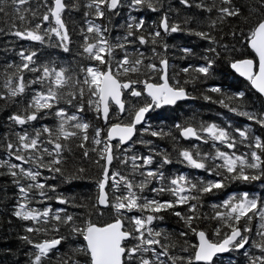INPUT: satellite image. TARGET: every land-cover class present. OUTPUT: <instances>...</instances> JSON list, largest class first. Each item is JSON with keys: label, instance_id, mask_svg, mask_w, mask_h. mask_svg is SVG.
I'll return each mask as SVG.
<instances>
[{"label": "snow or ice", "instance_id": "obj_1", "mask_svg": "<svg viewBox=\"0 0 264 264\" xmlns=\"http://www.w3.org/2000/svg\"><path fill=\"white\" fill-rule=\"evenodd\" d=\"M157 3L87 0L86 28L75 41L74 61L80 60L70 64L38 61L39 49L33 46L72 51L64 0H35V6L33 0H0V22L8 25V34L32 42L28 48L10 49L19 62L6 63L0 92L7 128L0 137L7 156L0 159V174L17 189L11 216L27 222L17 233L27 247L26 264H52V253L55 264H233V252L243 254L244 264H264V193L225 191L229 184L264 185V137L254 128H264V0H179L183 7L199 10L182 23L170 22L164 12L149 26L143 16L132 14L144 8L157 12ZM123 7L129 15L110 39L104 21ZM177 32L207 45L199 56L202 62H190L170 75L168 35ZM171 47L185 54L181 59L196 56L189 47ZM221 66L258 94L259 109L246 103L245 91L228 94L208 85L194 87L197 96L187 90L190 84L206 85ZM197 98L252 123L241 128L193 119L165 131L148 122L154 109ZM85 111L93 114L92 120L81 118ZM46 118L52 126L32 127L33 121ZM173 129L184 140L210 144V150L178 146ZM151 138H170L172 151L158 148ZM135 144L145 150L138 153ZM84 161L98 166L94 177ZM173 161L208 175L168 173L165 165ZM79 180H91L95 194L78 200L57 194L58 185L50 182L70 188ZM208 197L217 198L210 204L212 214H201ZM53 198L78 211L53 210ZM168 214L181 224L176 235L153 223ZM204 222H211L210 227H203Z\"/></svg>", "mask_w": 264, "mask_h": 264}, {"label": "trees", "instance_id": "obj_2", "mask_svg": "<svg viewBox=\"0 0 264 264\" xmlns=\"http://www.w3.org/2000/svg\"><path fill=\"white\" fill-rule=\"evenodd\" d=\"M67 5L66 10L64 11L63 19L65 24L69 30L70 35L74 41L72 45V51L69 53H64L60 49L56 48H48L45 46H41L39 44L33 45L35 48L39 49L37 60L43 61L45 59L55 60L57 63H75V61L80 60L79 57L75 58V52L77 51V45L75 43L78 40L79 33L82 27L86 28L84 24V11L83 4L87 3V0H64ZM210 2V0H209ZM237 3H240L241 0H236ZM75 5V7L73 6ZM33 6H35V0H33ZM157 12H152L146 8L139 10L138 12H133V15L143 16L148 22L149 26H152V21L159 20L160 16L167 12L169 14L170 22L171 21H180L181 23L187 17L197 16L199 10L195 8V6L191 8H185L179 4V0H158L157 3ZM129 15V11L126 7L121 8V10L116 13L111 21H104L105 24L109 27V32L106 35L110 39H115L117 36V28L115 26L121 25ZM205 16L207 14H204ZM88 19H94L89 17ZM0 21H3V16H0ZM99 22V21H98ZM194 27L196 25H193ZM219 27V24L217 25ZM8 25L6 23L0 22V92L4 91V76L2 75L5 71V65L8 61H16L19 62L17 57L14 55L10 49L15 47L17 50L21 46L28 48L32 45V42L28 41H19L15 37H12L7 32ZM122 35L123 33L120 32ZM168 43L170 45L168 59H169V74H173L178 72L181 67L187 66L188 63H199L202 62L199 60V56L203 54V48L207 45L206 41H202L194 35H188L184 32L170 33L168 35ZM177 46H186L196 53V56H187L185 59H181V56H185L184 53L178 51L177 48L171 47V45ZM146 50V49H145ZM121 55V53H117ZM28 79H32V73H25ZM181 79H184V74L181 73ZM155 80L156 77H153ZM208 85H218L222 88L225 93L232 94L235 91H245L248 100L246 103L254 104L256 109L260 108V101L256 99L258 94H254L250 87L247 85V82L236 77L227 67H219L216 74L210 78L206 85L190 84L187 86V90L192 95L198 96V91H194V87L196 89H202ZM35 88H39V85H33ZM31 92H29L28 96L30 97ZM214 98H218V94H212ZM27 99V97H26ZM3 102L0 101V104ZM85 104V108H86ZM247 110V109H246ZM81 118L85 120H92L93 114L85 111L81 114ZM194 119L195 123L200 122H215L216 124L227 126L228 123H231L234 127H241L251 124L252 122L248 121L246 117L240 116L238 114H234L229 112L227 109L221 107L219 104H213L211 102H206L202 98L197 99H188L185 102L177 103V105L173 107L154 109L148 114V122L154 126H162L165 131L169 129L170 126L181 123L186 124L188 121H192ZM6 120V112L2 108H0V137L3 136L5 131L7 130L5 126ZM53 120L51 118L41 119L38 121L32 122V127H40L42 124H48L49 126L53 125ZM255 131L257 135L264 137V128H261L259 125H254ZM31 130V129H29ZM174 134L178 137V146L181 147H190L191 144H197L203 151L210 150V144H204L202 142L196 140H183L179 137L178 132ZM154 144L158 148H163L165 151H172V140L170 138H151ZM222 147V146H221ZM134 148L136 151L142 152L144 151V147L139 144H135ZM238 151L243 152L244 149L242 147L238 148ZM131 154V153H129ZM0 159H7L6 154L3 149H0ZM11 162L19 163L12 158ZM84 167L86 169H91V175L94 177L97 174L98 166L90 164L88 161H84ZM165 169H167L168 173H179L183 172L185 175H203L207 176V173L200 172L199 170H193L187 168L185 165L178 164L173 161L170 165H165ZM3 170L0 169V172ZM52 183H56L58 185V193H64L65 195H74L78 200L81 197H88L95 194V187L91 180H79L74 181L72 186L69 188L67 185L61 184L59 181H50ZM242 189H248L252 191L255 195L259 196L264 193V185L260 183H255L253 185H241V184H229L225 189L226 192H234ZM111 191V189H109ZM18 194L17 189L11 184L10 177L0 174V264H13L14 261H19V264H26L27 260V247L22 244L17 238V233L22 230L21 226L24 223L23 221L17 220L15 217L11 216V209L17 203ZM216 197H208L206 198L205 205L201 210V214L207 213L209 215L212 214V209L210 208V204L216 202ZM53 210L56 207H68L58 205L56 200L53 198L50 201ZM68 211L76 212L77 209L68 207ZM10 222V223H9ZM156 227L166 230L173 235L178 234V231L181 228L180 222H178L175 216L168 214L165 216L163 221H154L153 222ZM211 222H204L202 224L203 227H210ZM253 235L255 232L253 231ZM60 247V246H58ZM67 245L60 247V251L63 252ZM5 250H11V254H5ZM248 249L246 248L245 251ZM52 264H55V253H52ZM228 257H225L227 260ZM231 260L233 264H244V256L243 254H237L235 252L231 253Z\"/></svg>", "mask_w": 264, "mask_h": 264}, {"label": "water", "instance_id": "obj_3", "mask_svg": "<svg viewBox=\"0 0 264 264\" xmlns=\"http://www.w3.org/2000/svg\"><path fill=\"white\" fill-rule=\"evenodd\" d=\"M231 70V72L236 76V77H238V78H240V79H242V80H244L242 77H239V75L238 74H236L232 69H230ZM245 81V80H244ZM246 82V81H245ZM182 102H184V101H179L178 103H182ZM174 106V105H173ZM173 106H167V105H164V107H173ZM182 138V137H181ZM183 139V138H182ZM184 140V139H183ZM190 140H195V139H190Z\"/></svg>", "mask_w": 264, "mask_h": 264}, {"label": "flooded vegetation", "instance_id": "obj_4", "mask_svg": "<svg viewBox=\"0 0 264 264\" xmlns=\"http://www.w3.org/2000/svg\"><path fill=\"white\" fill-rule=\"evenodd\" d=\"M161 108H167V107L162 106ZM161 108H160V109H161Z\"/></svg>", "mask_w": 264, "mask_h": 264}]
</instances>
